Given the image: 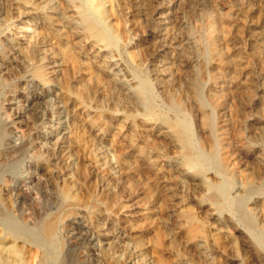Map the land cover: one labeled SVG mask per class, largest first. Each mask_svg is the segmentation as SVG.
Instances as JSON below:
<instances>
[{"label":"rangeland","instance_id":"rangeland-1","mask_svg":"<svg viewBox=\"0 0 264 264\" xmlns=\"http://www.w3.org/2000/svg\"><path fill=\"white\" fill-rule=\"evenodd\" d=\"M28 1L30 4L22 0H0V17L4 9L8 13L0 30V39L8 43L5 47L0 45V56L4 55L9 61L14 51H25L32 40L37 41L34 46L38 47L37 54L25 57L27 63L19 76L10 78L9 85L0 90V106L10 112V118L6 123L1 121V125L12 127L19 122L16 117L19 114L24 124L16 125L24 129L26 123L31 127L24 131L26 135L22 141L12 135L0 139V167L7 168L2 179L13 177L16 192L28 191L26 200L21 201L23 209L17 210L10 203V195H6L9 192L2 193L0 181V204L7 209V217L19 222L16 225L39 232V214L44 217L54 211V206L39 201V191L44 190L43 181L56 172L57 182L61 184L66 179L64 172H70L66 176L72 181L70 185H74L71 192L81 193L79 196L84 203V207L78 208L82 210L74 211L75 217L71 220L75 226L80 225L81 235L75 231L76 235H59L57 239L64 238L66 246L73 244L74 255L90 256L91 260L83 258L87 264H90L88 261L94 262L91 264H109V261L110 264H264V0H71L73 4L76 2L75 13L66 15L61 14L63 6L57 7L62 5L61 0ZM38 4L41 8L48 6L39 12ZM28 7L36 8V12L19 16L18 9L27 11ZM44 15L49 16L48 21ZM84 15L100 31L107 33L104 34L111 39L107 45L96 44L90 37L87 39L83 33ZM54 30L59 33L55 34ZM209 35L219 42L221 56L209 52L207 46L212 39ZM67 44L70 54L69 50L63 51ZM68 55L71 56L67 58ZM230 59L237 65L239 74L232 83L224 73ZM39 66L45 69L47 81L44 84L30 78L34 68L39 71ZM1 67L3 74L6 68ZM213 74H216L214 80L211 79ZM196 82L197 100L203 103L205 110H211L205 101L208 94H217L224 100L219 110L226 124L224 129H219L220 113L210 111L214 136L221 134L219 143L213 139L214 147L207 146L209 143L197 126L194 111L175 102L179 93L183 94L189 84ZM81 83L83 86L87 83L84 87L89 89L86 100L71 98L65 102L59 98L60 87L64 92L69 89L68 94L74 87L76 90L80 86L84 88ZM173 85L176 92L171 93ZM164 88L169 93L164 92ZM168 94L176 97L175 101ZM163 121L176 123L187 134L191 165L201 170L210 182L217 196L215 204H209L203 197L209 193L207 189L204 191L196 181L191 182V170H184L174 149L164 145ZM56 137L59 142L65 140L66 145L64 143L65 146L56 151L57 155L51 154V157L50 152L49 155L46 152L52 151ZM131 138L134 147L128 143ZM71 139L74 145L70 144ZM146 140L155 142L158 149L147 148ZM141 150L148 153L146 158ZM4 159L8 162L3 163ZM187 172L188 178H185L183 175ZM39 177L43 184L39 183ZM246 178L255 181L252 189L246 188ZM91 195L99 199L96 204L87 203ZM183 211L195 214L197 224L213 236L197 240V243L186 242L180 215ZM1 218L0 232L4 220ZM156 235L161 237L159 244L155 243ZM8 239L11 241L12 237H5L6 244H9ZM15 242L22 246L24 259L31 249L36 248L39 255V247L23 238ZM251 246L260 251L261 257L253 254ZM83 247L89 251L85 253ZM38 257L31 264H38Z\"/></svg>","mask_w":264,"mask_h":264},{"label":"bare ground","instance_id":"bare-ground-1","mask_svg":"<svg viewBox=\"0 0 264 264\" xmlns=\"http://www.w3.org/2000/svg\"><path fill=\"white\" fill-rule=\"evenodd\" d=\"M8 1V0H7ZM24 3H27V4H30V2L28 1V0H22ZM39 1H41V0H39ZM43 1V0H42ZM58 1V0H57ZM61 1H63V3H61L62 5H57V7L58 6H63V8L62 7H60V8H62V10L64 11H61L62 13L61 14H67V13H69L70 14V12L71 13H75V4H76V2L73 4V0L71 1V0H61ZM4 4V6H5V4L7 3V2H4V1H2ZM92 2V1H91ZM34 3V2H33ZM43 3V2H42ZM50 3V2H49ZM55 3V2H54ZM21 4V3H20ZM40 4V3H39ZM37 5V6H39V12L40 11H42L43 10V8L44 7H46V6H48V5H46V6H44L43 8H41L40 7V5ZM7 5V4H6ZM50 5V4H49ZM29 6H31V5H29ZM53 6V5H52ZM52 6H49V7H51L52 8ZM96 6V5H95ZM36 7V6H35ZM48 7V9H50ZM55 7H56V5H55ZM77 7H79V6H77ZM81 7V6H80ZM18 8H20V7H18ZM27 8V7H26ZM29 8V7H28ZM37 8V7H36ZM36 8H29L30 10H28L27 9V11L26 10H24V11H26V12H24V11H21L20 9H18L19 11H20V14H19V16H25V15H30V14H32L33 13V11H35V9ZM41 8V9H40ZM59 8V9H60ZM59 9H57V10H59ZM94 9H95V7H94ZM84 10V9H83ZM1 11H2V9H1ZM1 11H0V13H1ZM7 12V11H6ZM5 12V9L3 10V14L4 15H2L1 17H0V30H1V28H2V26L6 23V20H7V14L8 13H6ZM36 12V11H35ZM50 12V11H49ZM81 12V11H80ZM46 13V12H45ZM83 13V12H82ZM83 15V14H82ZM59 16H61V15H59ZM81 16V15H80ZM79 16V17H80ZM51 17V16H50ZM78 17V16H77ZM76 17V18H77ZM84 18H83V21H84V24H85V32H83V33H85L86 34V36H87V39H89V37L92 39V41L94 40V42L96 43V44H99V43H102V44H105V45H107V43H108V40L110 41L111 39H110V37H107L104 33H106V32H102V31H104V30H102V31H100L95 25V23L93 22H91V21H89L86 17H85V15L83 16ZM44 18L45 19H47V21L49 20V16L47 17V15H44ZM60 18V17H59ZM62 18L63 17H61V20H62ZM168 18V17H167ZM42 19V18H41ZM236 19V18H235ZM8 20H9V18H8ZM75 20H79V19H75ZM58 21V20H57ZM71 21H72V18H71ZM82 21V20H81ZM223 22V21H222ZM232 22V21H231ZM60 23V22H59ZM82 23V22H81ZM224 23V22H223ZM229 23V22H228ZM227 23V24H228ZM51 24V23H50ZM69 24V23H68ZM49 25V24H48ZM70 25V24H69ZM73 25V24H72ZM71 25V26H72ZM225 25V24H224ZM50 26V25H49ZM70 26V27H71ZM63 27V26H62ZM222 28H223V26H221ZM225 27V29H226V25L224 26ZM73 28V26L71 27V29ZM45 29V28H44ZM57 29V28H56ZM66 29V28H65ZM23 30V29H22ZM49 30V29H48ZM3 31V30H2ZM66 31V30H65ZM68 31V30H67ZM66 31V32H67ZM1 32V31H0ZM72 32V31H71ZM225 32V31H224ZM2 33V32H1ZM34 33V32H33ZM54 33L56 34V33H59V32H56V30H54ZM75 33V32H74ZM226 33V32H225ZM4 34V33H3ZM107 34V33H106ZM64 35V34H63ZM84 35V34H83ZM35 36V35H34ZM38 36V35H37ZM52 36V35H51ZM70 36V35H69ZM71 36H72V34H71ZM85 36V35H84ZM170 36V35H169ZM209 36H211V35H209ZM2 37V36H1ZM215 37V36H214ZM214 37H212L211 36V43L209 44V46H207V47H209L208 48V50H209V52L212 54H215V55H218V56H221L220 54H222L221 53V48H220V44H218L219 42H217V41H215L216 39V37L214 38ZM30 38V37H29ZM33 38V37H32ZM35 38V37H34ZM72 38H73V36H72ZM214 38V39H213ZM222 38V37H221ZM13 39V38H12ZM26 39V38H25ZM36 39V38H35ZM69 39V38H68ZM30 40V39H29ZM176 40V39H175ZM219 40V39H218ZM16 41V40H15ZM33 42L32 43H30V45H28V47H26L25 48V51H21V52H17V50L16 51H14L13 53H12V57L11 58H9V61H6L5 60V56L4 55H2V56H0V68H2L1 66H4L5 68H6V71H5V73H3V71H2V73L3 74H1V71H0V90L2 89V88H6L7 87V85H9V83H10V81H9V79L10 78H15L16 76H19V73L20 72H22V70L24 69V67H25V64L27 63V61H25V57H26V59H27V57H31L33 54H35L36 53V49L38 48H36L34 45V43H35V41L34 40H32ZM27 42H29V41H27ZM26 42V43H27ZM31 42V41H30ZM227 42V41H226ZM7 40L6 39H0V45L1 46H4L5 47V45H7ZM36 43H37V41H36ZM40 43V42H39ZM39 43H38V45H39ZM73 43V42H72ZM74 43H76V42H74ZM190 43V42H189ZM200 43V42H199ZM56 44V43H55ZM94 44V43H93ZM41 45V44H40ZM21 46V45H20ZM75 46V45H74ZM43 47V46H42ZM45 47V46H44ZM58 47V46H57ZM120 47V46H119ZM162 47V46H161ZM223 47V46H222ZM22 48V47H21ZM21 48H19L18 47V50L20 49V50H22ZM53 48V47H52ZM78 48V47H77ZM226 48V47H225ZM5 49V48H4ZM15 49H17V48H15ZM40 49V48H39ZM42 49V48H41ZM74 49V48H73ZM72 49V50H73ZM6 50V49H5ZM4 50V51H5ZM69 50V51H68ZM70 45L69 44H67L66 46H65V50H63V51H68V53L70 54ZM146 50V49H145ZM10 51V50H9ZM44 51V50H43ZM90 51V50H89ZM143 51V50H142ZM223 51V50H222ZM10 52H12V50L10 51ZM38 52H40L39 50H38ZM41 52H42V50H41ZM60 52V51H59ZM58 52V53H59ZM95 52V51H94ZM140 52H141V50H140ZM225 52H226V50H225ZM228 52V51H227ZM226 52V53H227ZM231 52V51H230ZM55 53V52H54ZM92 53V52H91ZM7 54H8V51H7ZM37 54V53H36ZM62 54V53H61ZM192 54V53H191ZM40 55H42V53L40 54ZM43 55H44V53H43ZM91 55V54H90ZM236 55V54H235ZM71 56V55H70ZM69 55L67 56V58L68 57H70ZM73 56V55H72ZM229 56V55H228ZM44 57V56H43ZM263 57V56H262ZM62 58V57H61ZM72 58V57H71ZM233 58H235L234 56H233ZM40 59L43 61V58H42V56L40 57ZM70 59V58H69ZM32 60V59H31ZM30 60V61H31ZM215 60V59H214ZM93 61V60H92ZM231 61V62H230ZM26 62V63H25ZM32 62H33V60H32ZM90 62V61H89ZM104 62V61H103ZM56 63V62H55ZM91 63V62H90ZM97 63V62H96ZM51 64V63H50ZM53 64V63H52ZM100 64V63H99ZM194 64V63H193ZM95 65V64H94ZM106 65V64H105ZM149 65V64H148ZM37 66V65H36ZM46 66V65H45ZM48 66V65H47ZM69 66V65H68ZM74 66V65H73ZM102 66V65H101ZM29 67V66H28ZM52 67H53V65H52ZM51 67V68H52ZM77 67V66H76ZM75 66L73 67V68H76ZM173 67V66H172ZM44 67H40L39 66V71L38 70H35V68H34V70H33V72L31 73V76L30 75H27V76H30V78L32 79V80H39V82L40 83H46V81H47V79L45 80L44 79V70L45 69H43ZM78 68V67H77ZM33 69V68H32ZM68 69H70V68H68ZM110 69V68H109ZM190 69V68H189ZM224 69V68H223ZM225 69L226 70H224L225 72V75H227V77L229 78V81H230V83H232L233 81L234 82H236V80L238 79V76H239V74L237 73V65L233 62V60H229V62H227V64H226V66H225ZM2 70V69H1ZM5 70V69H4ZM54 70V69H53ZM61 70H62V68H61ZM96 70V69H95ZM103 70V69H102ZM111 70V69H110ZM52 71V70H51ZM55 71V70H54ZM53 71V72H54ZM59 71V70H58ZM74 71V70H73ZM209 71V70H208ZM27 72V71H26ZM26 72H24L23 74H26ZM31 72V71H30ZM62 72V71H61ZM60 72V73H61ZM154 72V71H153ZM48 73V72H47ZM101 73V72H100ZM95 74V73H94ZM112 74V76H114L113 74L114 73H111ZM165 74V73H164ZM212 74V73H211ZM58 75V74H57ZM61 75V74H60ZM63 75V74H62ZM61 75V76H62ZM94 76V75H93ZM117 75L115 74V78H118V77H116ZM218 76V75H217ZM63 77V76H62ZM107 77V76H106ZM109 77V76H108ZM215 77H216V74L214 75H211V79H215ZM55 78V77H54ZM96 78V77H95ZM161 78V77H160ZM168 78V77H167ZM172 78V77H171ZM87 79V78H86ZM98 79V78H97ZM96 79V80H97ZM106 78H103V80H105ZM108 79V78H107ZM110 79V78H109ZM162 79H163V77H162ZM165 79V78H164ZM169 79V78H168ZM80 80V79H79ZM111 80V79H110ZM116 80H118V79H116ZM30 82H31V80H29ZM63 81V80H62ZM83 81H85L84 79H83ZM100 81H101V79H100ZM105 81H107V80H105ZM104 81V82H105ZM109 81V80H108ZM113 81H115V80H113ZM29 82V83H30ZM88 82H90V81H88ZM94 82H95V80H94ZM112 82V81H111ZM110 82V83H111ZM116 82V81H115ZM167 82V81H166ZM165 82V83H166ZM171 82H173V81H171ZM171 82H169V83H171ZM179 82V81H178ZM240 82V81H239ZM27 83V82H26ZM101 83V82H100ZM107 83V82H106ZM114 83V82H113ZM119 83V82H118ZM164 83V82H163ZM28 84V83H27ZM33 84V83H32ZM64 84V83H63ZM82 84V83H81ZM109 84V83H108ZM35 85V84H34ZM86 85H87V83H86ZM85 84H84V86H86ZM113 85V84H112ZM25 86V85H24ZM32 86V85H31ZM61 86V85H60ZM64 86H66V85H64ZM82 86H83V84H82ZM83 86V87H84ZM89 86V85H88ZM124 86V85H123ZM175 85H173V87L171 86V90H170V92L171 93H174V92H176V90H175V87H174ZM232 86V85H231ZM231 86H230V88H231ZM18 87V86H17ZM63 87V86H62ZM114 87H116V86H114ZM119 87V86H118ZM157 87H158V85H157ZM228 87V86H227ZM226 87V88H227ZM9 88V87H8ZM14 88V87H13ZM16 88V87H15ZM66 88V87H65ZM80 88H81V86H80ZM78 89V90H76L77 88H75L74 87V89H71V87H70V91H69V93L67 94L66 92H68V90L69 89H67V91L66 92H64V91H62V89H61V87H60V93H59V98L63 101H68V100H70L71 98H73V99H75V100H77V101H84V100H86L87 98H88V95H89V89L88 88H81V89ZM125 88V87H124ZM150 88V87H149ZM177 88V87H176ZM184 88V87H183ZM187 89H186V91L182 94H178L177 95V98L176 97H173V95H170V94H168V95H170V96H172V98L174 99V98H176L177 100L175 101V99H174V101L175 102H177L176 103V105H184V106H187L188 108H190V109H192L193 111H194V113H195V116H196V121L198 122V125L197 126H199V128H200V131L204 134V137H205V139L208 141V142H206V143H209L207 146L209 147V146H213L214 145V141H213V139H215L216 140V142H218L219 141V138H218V136L219 135H221V134H219L218 136H214V132H215V129H213V127H212V124H211V114H210V111L212 112V113H216L217 111V114L218 113H220L219 112V110L221 109V107H222V102L224 101H222L221 100V98H219V96H217V94H212V93H210V94H208L207 95V99L205 100L206 101V104L208 105V106H210V108H211V110H209V111H207V110H205V107H204V105H203V103L202 102H200V101H198L197 100V92H198V84H197V82L196 83H191V84H189L187 87H186ZM10 89V88H9ZM91 89V88H90ZM170 89V88H169ZM7 90V89H6ZM92 90V89H91ZM132 90V89H131ZM165 88H164V92H165ZM213 90V89H212ZM2 91V90H1ZM13 91L14 92H16V89H13ZM169 90H166V92H168ZM181 91V90H180ZM228 91V90H227ZM237 91V90H236ZM8 92V91H7ZM56 92V91H55ZM178 92V91H177ZM231 92H232V90H231ZM91 93V92H90ZM102 93V92H101ZM120 93H123V92H120ZM125 93V92H124ZM169 93V92H168ZM223 93V92H222ZM1 94V93H0ZM6 94V93H5ZM8 94V93H7ZM126 94V93H125ZM141 94V95H140ZM140 94H137V95H140V96H142L143 94L142 93H140ZM126 95H128V94H126ZM124 96V97H127V96ZM132 95V94H131ZM136 95V94H135ZM133 96V95H132ZM147 96V95H146ZM166 96V95H165ZM169 97V96H168ZM54 98V97H53ZM132 98V97H131ZM171 98V97H170ZM93 99V98H92ZM95 99V98H94ZM100 99V98H99ZM104 99V98H103ZM60 100V101H61ZM128 100V99H127ZM221 100V101H220ZM3 101V100H2ZM88 101V100H87ZM86 101V102H87ZM173 101V102H174ZM127 102V101H126ZM2 103V102H1ZM0 103V104H1ZM64 103V102H63ZM134 103V102H133ZM138 103V102H137ZM25 104V103H24ZM131 104V103H130ZM175 104V103H174ZM75 105V104H74ZM123 106V105H122ZM179 106V107H180ZM224 106V105H223ZM229 106V105H228ZM63 107V106H62ZM134 107V106H133ZM177 107V106H176ZM11 109V108H10ZM29 109V108H28ZM75 109V108H74ZM177 109H179L178 107H177ZM127 110H128V108H127ZM217 110V111H216ZM62 111H64V110H62ZM177 111H179V110H177ZM19 112V111H18ZM128 112V111H127ZM10 113V112H9ZM9 113H7V111L2 107V105L0 106V139H2V138H4L5 136H13V137H15V138H17V141L18 140H20V141H22V139L24 138V135H26V133H24V131L26 130V129H28V127L30 126L29 124L28 125H26V123H25V126H23L24 127V129L22 128V125L21 126H18V125H16V124H22L23 122H22V120H20L21 119V116L18 114V116H16V114L15 115H13V116H16L17 117V119H19V122H17V123H13V126L11 127H4V126H2L1 125V121H6L7 119H9L10 118V114ZM151 113V112H150ZM225 113V112H224ZM64 114V113H63ZM102 115V114H101ZM57 118V117H56ZM131 118V117H130ZM220 118L222 119L223 118V114L222 113H220ZM70 119V118H69ZM16 120V119H15ZM61 120V119H60ZM77 120V119H76ZM92 120V119H91ZM109 120V119H108ZM219 120V119H218ZM231 120V119H230ZM87 121V120H86ZM103 121V120H102ZM25 122V121H24ZM196 122V123H197ZM3 123V122H2ZM6 123V122H5ZM11 123V124H12ZM31 123V122H30ZM79 123V122H78ZM90 123V122H89ZM163 123V124H162ZM161 124H162V126H161V128L164 130H162L163 132H162V134H161V136H162V140L163 141H165V143H164V145L166 144V146H168V147H172L173 149H174V151H175V153L176 154H178L179 155V157L181 158V163H182V165H183V167H184V170L186 169V170H191V174H190V179H191V182L192 181H196L197 182V186H202L201 188L203 189L204 188V191H205V189H207L208 191H209V193L208 194H206V195H204L203 197L204 198H206V199H208V201H209V204H215L216 203V201H217V196H216V194L212 191V186H211V184H210V182L205 178V176H204V174L201 172V170H199L198 168H194L193 167V164L191 165V161H190V159H189V156H190V141H189V138H188V136H187V134L184 132V130L182 129V128H180L181 126H179V125H175L176 123H171V122H169V121H163ZM218 123V122H217ZM222 123V124H221ZM24 124V123H23ZM153 124H154V122H153ZM152 124V125H153ZM220 124L221 125H219V129H224L225 128V126H226V124H225V121L222 119L221 120V122H220ZM156 125V124H155ZM80 127V126H79ZM29 128H31V127H29ZM77 128V127H76ZM160 128V129H161ZM72 129V128H71ZM186 130V129H185ZM72 131V130H71ZM131 131V130H130ZM137 131V130H136ZM29 132V131H28ZM67 132V131H66ZM75 132H76V130H75ZM74 132V133H75ZM119 132V131H118ZM123 133V132H122ZM130 133V132H129ZM60 134V133H59ZM68 134H70V133H68ZM216 134V133H215ZM66 135H67V133H66ZM73 135V134H72ZM79 135V134H78ZM155 135V134H154ZM225 135V134H224ZM61 136V135H60ZM71 136V135H70ZM74 136V135H73ZM132 136V135H131ZM134 136V135H133ZM158 136V135H157ZM198 136V135H197ZM40 137V136H39ZM93 137H95V136H93ZM146 137V136H145ZM151 137V136H150ZM200 137H202V136H200ZM14 138V139H15ZM27 138V137H26ZM63 138V137H62ZM61 138V139H62ZM64 138H66L65 140H67V136L66 137H64ZM71 138V137H70ZM69 138V139H70ZM40 139V138H39ZM106 139V138H105ZM204 139V140H205ZM41 140V139H40ZM62 141V142H59V140H58V137H56V140L54 141L53 140V142H52V146H53V148H52V151H47L46 153L49 155V152H50V156H51V154H53V156L54 155H57V154H55L56 153V151H58V149L60 150V148H62L63 147V145H64V143L66 142V141ZM151 140H152V138H151ZM199 140V139H198ZM221 140V139H220ZM4 141V140H3ZM42 141H44V140H42ZM69 141V140H68ZM71 141H72V139L69 141L70 142V144L71 145H74L75 144V142H74V144H72L71 143ZM74 141V140H73ZM72 141V142H73ZM92 141V140H91ZM98 141V140H97ZM96 141V142H97ZM128 141V140H127ZM147 141V143H146V145H145V143H144V145L147 147V148H153V149H158V147L159 146H157V144L155 143V142H148V140H146ZM158 141V140H157ZM50 142V141H49ZM95 142V141H94ZM95 142V143H96ZM111 142V141H110ZM203 142V141H202ZM28 143V142H27ZM31 143V142H30ZM41 143V142H40ZM39 143V144H40ZM54 143V144H53ZM92 143V142H91ZM128 143L130 144V146H132V147H134V145L135 144H133V140H132V138L128 141ZM203 143V144H204ZM219 143V142H218ZM5 144V143H4ZM32 144V143H31ZM43 144V143H42ZM85 144V143H84ZM117 144V143H116ZM20 145V144H19ZM46 145V144H45ZM65 145H66V143H65ZM64 145V146H65ZM80 145V144H79ZM219 145V144H218ZM43 146H44V144H43ZM78 146V145H77ZM81 146V145H80ZM79 146V147H80ZM83 146V145H82ZM68 147V146H67ZM67 147H66V149H67ZM72 147V146H71ZM75 147V146H74ZM98 147V146H97ZM145 147V148H146ZM214 147V146H213ZM69 148V147H68ZM77 148V147H76ZM127 148V147H126ZM139 148V147H138ZM145 148H143L142 150L144 151L145 150ZM146 148V149H147ZM166 148V147H165ZM15 149V148H14ZM48 149V148H47ZM64 149V148H63ZM71 149V148H70ZM75 149V148H74ZM107 149V148H106ZM137 149V148H136ZM20 150H21V148H20ZM19 150V151H20ZM32 150V149H31ZM42 150V149H41ZM44 150V149H43ZM122 150V149H121ZM141 150V153L143 154V156L145 157L147 154L145 153V152H143ZM15 151H18L17 149H15ZM33 151V150H32ZM46 151V150H45ZM45 151H44V153H42V154H45ZM64 151V150H63ZM74 151V150H73ZM72 151V152H73ZM80 151V150H79ZM83 151V150H82ZM115 151H116V149H115ZM114 151V152H115ZM71 152V151H70ZM78 152V151H77ZM100 152V151H99ZM6 154H8L7 152H5ZM17 153V152H16ZM21 153V152H20ZM33 153V152H32ZM103 153V152H102ZM113 153V152H112ZM138 153H140L139 151H138ZM1 154V153H0ZM19 154V153H18ZM41 154V153H40ZM77 154V153H76ZM80 154V153H79ZM82 154V153H81ZM118 154V153H117ZM120 154V153H119ZM164 154V153H163ZM17 155V154H16ZM15 155V156H16ZM47 155V156H48ZM67 155V154H66ZM71 155V154H70ZM121 155V154H120ZM192 155V154H191ZM9 156V155H8ZM7 156V157H8ZM19 156V155H18ZM18 156H17V158H18ZM41 156V155H40ZM125 156V155H124ZM142 156V157H143ZM52 157V156H51ZM56 157V156H55ZM54 157V158H55ZM58 157V156H57ZM64 157V156H63ZM77 157V156H76ZM210 157V156H209ZM16 158V159H17ZM21 158V157H20ZM45 158H46V155H45ZM112 158V157H111ZM146 158V157H145ZM3 159V158H2ZM9 159H10V157H9ZM13 159V158H12ZM16 159L14 160V161H16ZM47 159H48V157H47ZM155 159V158H154ZM1 160V159H0ZM20 160V159H19ZM42 160V159H41ZM56 160H58V159H56ZM63 160V159H62ZM120 160H121V158H120ZM146 160V159H145ZM158 160V159H157ZM226 160V159H225ZM4 161H7V159H4L3 160V163H4ZM38 161V160H37ZM53 161V160H52ZM76 161V160H75ZM100 161V160H99ZM104 161V160H103ZM124 161V160H123ZM1 162V161H0ZM8 162V161H7ZM40 162V161H39ZM50 162V161H49ZM62 162V161H61ZM120 162H122V160L120 161ZM131 162V161H130ZM149 162V161H148ZM155 162V161H154ZM18 163V162H17ZM43 163V162H42ZM48 163V162H47ZM104 163V162H103ZM116 163V162H115ZM133 163V162H132ZM146 163H147V161H146ZM152 163H153V161H152ZM175 163H177V162H175ZM6 164V163H5ZM10 164V163H9ZM52 164H53V162H52ZM117 164V163H116ZM134 164V163H133ZM150 164V163H149ZM4 165V164H3ZM6 165H8V164H6ZM10 166V165H9ZM40 166H42V165H40ZM39 166V167H40ZM139 166V165H138ZM44 167V166H43ZM60 167V166H59ZM9 168V167H8ZM20 168V167H19ZM56 168V167H55ZM111 168V167H110ZM28 169V168H27ZM26 169V170H27ZM44 169H46V167L44 168ZM51 169V168H50ZM127 169V168H126ZM174 169V168H173ZM180 169V168H179ZM264 169V168H263ZM5 170H7V168H5V169H2L1 167H0V181H1V183H3V185H2V189H1V191H3L2 193H4V191H7V192H9L8 194H6V193H4V194H6V195H10V197H9V199L11 200L10 201V203L11 204H14L15 205V207H16V209L17 210H21V209H23V207H24V204H22L21 203V201H22V199H25V196L26 195H28V191H26L25 189L24 190H20L21 192H16V190H15V187H16V185H13V177L12 178H8L7 179V177H5V179L6 180H3L2 179V177L4 176V172H5ZM11 170V169H10ZM47 170V169H46ZM52 170V169H51ZM53 170H55V169H53ZM72 170H74V169H72ZM71 170V171H72ZM129 170V169H128ZM183 170V169H182ZM262 170V169H261ZM58 171V170H57ZM60 171V170H59ZM84 171V170H83ZM121 171V170H120ZM125 171V170H124ZM53 172H55V171H53ZM73 172V171H72ZM75 172V171H74ZM73 172V173H74ZM104 172V171H103ZM106 172V171H105ZM137 172H138V170H137ZM51 173H52V171H51ZM65 173V176L64 177H66V179H67V176H66V174L67 173H70V172H64ZM78 173V172H77ZM125 173V172H124ZM177 173V172H176ZM31 174V173H30ZM72 174V173H71ZM75 174V173H74ZM79 174V173H78ZM119 174V173H118ZM127 174V173H126ZM125 174V175H126ZM6 175V174H5ZM49 175V174H48ZM61 175V174H60ZM80 175V174H79ZM180 175V174H179ZM9 176V175H8ZM50 176V175H49ZM72 175H70V177H71ZM109 176V175H108ZM120 176V175H119ZM136 176V175H135ZM185 178H188V172L187 173H185L184 175H183ZM69 177V176H68ZM76 177V176H75ZM153 177V176H152ZM168 177V176H167ZM172 177H173V175H172ZM207 177V176H206ZM251 177V176H250ZM81 178V177H80ZM133 178V177H132ZM170 178H171V176H170ZM64 180V181H62V183L60 184H58V182H57V180H58V173H54V174H52L51 176H50V178L48 179V180H45V181H43L44 182V184L42 183V181L40 180V177H39V183H42L43 184V191H39V201L41 202V203H44V204H47L48 206H50V205H52V207H53V209H54V211L52 212V211H49V212H52V213H50V214H48V215H46V216H44V217H42L41 215H42V213H41V215L39 214V221H37V222H39V232L37 231H30L29 229H27V228H25V227H21V225L19 226V224L18 225H16L17 223H19V222H17L16 223V221L15 220H13L12 218H10V217H7V212H6V208L4 207V206H2L1 204H0V216L2 217L1 219H3L4 218V220H2L3 222L1 223L2 224V226H3V229H2V233H3V235H0V264H31V263H33V261H34V259L35 258H37V256H39L38 258H39V262H38V264H87V263H85V260L83 259V258H86V259H90L89 257L87 258L86 257V255H84V256H82V258L80 257V255H74V253H73V247H75V246H73V244H70V245H68V246H66L65 245V239L64 238H61V239H59V237H58V239H57V236H59V235H61L62 237L64 236H66V235H68V236H70V235H73L74 233H75V235H76V232L75 231H77V233H78V236L79 235H81L80 234V230H79V224H76V226L71 222V220H72V217L74 218L75 217V215H74V211L76 210V209H78V208H81V207H84V203H83V201H81L82 200V198L80 197L81 195V193L78 195H76V194H72V192H75V190L74 191H72L71 192V188L72 187H74V185H70V183H72V181L71 182H69L68 181V179L67 180ZM109 179V178H108ZM179 179V178H178ZM75 180V179H74ZM73 180V181H74ZM77 180V179H76ZM115 180V179H114ZM118 180V179H117ZM41 181V182H40ZM169 181V180H168ZM175 181V180H174ZM185 181V180H184ZM52 183V184H51ZM74 183H75V181H74ZM54 184V185H53ZM116 184V183H115ZM245 184H246V188L247 189H252L253 188V186L255 185V181L252 179V178H246V181H245ZM58 185H60V186H58ZM191 185V184H190ZM195 185V186H196ZM15 186V187H14ZM58 189V191H57V189H55V187ZM78 186H80V185H78ZM103 186V185H102ZM106 186V185H105ZM179 186V185H178ZM194 186V187H195ZM88 187V186H87ZM193 187V188H194ZM29 188V187H28ZM60 188V189H59ZM75 188H77V187H75ZM112 188V187H111ZM192 188V187H191ZM30 189V188H29ZM80 189V188H79ZM84 189V188H83ZM86 189V188H85ZM154 189V188H153ZM169 189V188H168ZM42 190V189H41ZM196 190H197V188H196ZM35 191V190H34ZM105 191V190H104ZM108 191V190H107ZM201 191V190H200ZM54 192H57V194H55ZM88 192V191H87ZM216 192V191H215ZM36 193V192H35ZM206 193V192H205ZM34 194V193H33ZM1 195V194H0ZM85 195V194H84ZM95 195V194H94ZM97 195V194H96ZM36 196V195H35ZM34 197V196H33ZM37 197V196H36ZM87 197V196H86ZM169 197V196H168ZM35 198V197H34ZM185 198V197H184ZM199 198H200V196H199ZM85 199V198H84ZM26 200V199H25ZM25 200H24V203H25ZM36 200V199H35ZM87 203H89V202H91L92 204H96L95 202H97L99 199L97 198V197H95V196H90V197H88L87 199ZM156 200V199H155ZM5 201V200H4ZM8 202V201H7ZM23 202V201H22ZM28 202V201H27ZM159 202V201H158ZM36 203V202H35ZM159 203H161V202H159ZM26 204V203H25ZM163 204V203H162ZM10 205V204H9ZM40 205V204H39ZM86 205V204H85ZM168 205V204H167ZM13 206V205H12ZM27 206V204L25 205V207ZM41 207H42V205H40ZM186 206V205H185ZM162 207V206H161ZM201 207V206H200ZM9 208V207H8ZM31 208V207H30ZM44 208V207H43ZM164 208V207H163ZM162 208V209H163ZM181 208V207H180ZM186 208V207H185ZM188 208V207H187ZM27 209V208H26ZM46 209V208H45ZM86 209V208H85ZM165 209V208H164ZM167 209V208H166ZM28 210H29V208H28ZM42 209H40V211H41ZM78 210H82V209H78ZM181 210V209H180ZM187 210V209H186ZM197 210V209H196ZM30 211V210H29ZM28 211V212H29ZM43 211V210H42ZM41 211V212H42ZM85 211H87V210H85ZM184 212V211H183ZM181 213L180 215H182L181 217H182V220H183V222H181V223H183V227H184V232H185V237H186V239L188 240V241H186V242H190V243H197L196 241L197 240H208V238H209V235H210V233L208 234L207 233V231L205 230V229H203L202 227H200L199 226V224H197V220H196V218L194 217V215H193V213H191V212H184V213ZM207 212H209V211H207ZM211 212V211H210ZM15 213V212H14ZM76 213V212H75ZM79 213V212H78ZM174 213H175V211H174ZM207 214H209L210 215V213H207ZM206 214V215H207ZM35 215V214H34ZM85 215V214H84ZM84 215H82V216H84ZM90 215V214H89ZM167 215V214H166ZM28 216V215H27ZM37 216V215H36ZM80 216V215H79ZM79 216H77V217H79ZM87 216V215H86ZM92 216V215H91ZM179 216V215H178ZM211 216H212V214H211ZM17 217V216H16ZM34 217V216H33ZM166 217V216H165ZM31 218H32V216H31ZM86 218V217H85ZM87 219V218H86ZM32 220V219H31ZM74 220V219H73ZM31 222V221H30ZM36 222V223H37ZM73 222H75V221H73ZM29 223V222H28ZM35 223V224H36ZM79 223H81V222H79ZM101 224V223H100ZM103 224V223H102ZM34 225V224H33ZM74 225V226H73ZM159 225V224H158ZM37 227V226H36ZM82 227H84V226H82ZM155 227V226H154ZM98 228V227H97ZM36 229V228H35ZM85 230V229H84ZM156 230V229H155ZM208 230V229H207ZM219 230V229H218ZM221 230V229H220ZM83 231V230H82ZM231 231V230H230ZM1 232H0V234H1ZM87 232V231H86ZM85 232V233H86ZM184 232H183V234H184ZM214 232V231H213ZM161 234V233H160ZM179 234V233H178ZM10 236V237H12V239H11V241H9V239H8V243L9 244H6V241H5V237L6 236ZM74 235V236H75ZM84 235V234H83ZM122 235V234H121ZM211 236V235H210ZM213 236V235H212ZM211 236V237H212ZM73 237V236H72ZM82 237V236H81ZM89 237V236H88ZM155 237V236H154ZM21 238H23L25 241H28V242H30L31 244H33L34 246H36V247H39V255H38V251H37V249L35 248V249H31L30 251H28L26 254H28L27 255V257H25V259L23 258V257H21V254H22V246L20 245V244H17L16 242H15V240L16 239H21ZM75 240H76V237H73ZM73 238H71V239H73ZM161 237H160V235H156V237L154 238L155 239V243H160V239ZM86 239V238H85ZM180 240V239H179ZM18 241V240H17ZM71 241V240H70ZM232 243H233V241H234V239H231L230 240ZM74 242V241H73ZM81 242V241H80ZM103 242H105V241H103ZM107 242V241H106ZM114 242V241H113ZM67 243V242H66ZM101 243V242H100ZM185 243V242H184ZM230 243V242H229ZM238 243V242H237ZM236 243V244H237ZM22 244H23V242H22ZM112 244V243H111ZM110 244V245H111ZM152 244H153V242H152ZM162 244V243H161ZM86 245V244H85ZM102 245H104V244H102ZM114 245V244H113ZM154 245V244H153ZM192 245V244H191ZM249 245V244H248ZM78 246V245H77ZM81 246V245H80ZM100 246H101V244H100ZM108 246V245H107ZM106 246V247H107ZM237 246V245H236ZM250 246V245H249ZM86 247V246H85ZM103 249H104V247L103 246H101ZM110 247V246H109ZM118 247V246H117ZM239 247H241V246H239ZM246 247H247V245H246ZM34 248V247H33ZM80 248V247H79ZM79 248H78V250H79ZM81 248H82V246H81ZM84 248V247H83ZM108 248V247H107ZM107 248H105V249H107ZM214 248V247H213ZM218 248V247H217ZM232 248V247H231ZM85 249V248H84ZM86 249H88L87 247H86ZM85 249V250H86ZM193 249V248H192ZM235 249V248H234ZM248 249V248H247ZM249 249H252V252H253V254L256 256V257H261V253H260V251L256 248V247H254V246H251V248L249 247ZM101 250V249H100ZM108 250H110V248L108 249ZM81 251V250H80ZM89 251V250H88ZM87 250H86V252L85 253H87L88 252ZM93 251V250H92ZM106 251V250H105ZM104 251V252H105ZM118 251V250H117ZM82 252V251H81ZM84 252V251H83ZM82 252V253H83ZM103 252V251H102ZM103 252V253H104ZM204 252V251H203ZM206 252V251H205ZM246 252V251H245ZM251 252V253H252ZM75 253H76V251H75ZM89 253H91V251L89 252ZM88 253V254H89ZM93 253V252H92ZM91 253V254H92ZM98 253H100V251L98 252ZM102 253V254H103ZM113 253V252H112ZM125 253V252H124ZM198 253V252H197ZM24 254H25V252H24ZM25 254V255H26ZM81 254V253H80ZM101 254V253H100ZM128 254V253H127ZM106 255V254H105ZM110 255V254H109ZM129 255V254H128ZM127 255V256H128ZM94 256V255H93ZM103 256H104V254H103ZM101 257V259H102V256H100ZM91 258H92V256H91ZM105 258V257H104ZM110 258V257H109ZM108 257H107V259H109ZM114 258V257H113ZM116 258V257H115ZM96 259V258H95ZM94 259V257H93V260H95ZM97 259H98V256H97ZM96 259V260H97ZM100 259V258H99ZM91 260V259H90ZM105 260H106V258H105ZM113 260V259H112ZM111 260V261H112ZM136 260V259H135ZM100 261V260H99ZM90 262V264L91 263H94L93 261L91 262V261H88V263ZM105 262V261H104ZM122 262V261H121ZM96 263V262H95ZM100 263V262H99ZM102 263V262H101ZM111 262L109 261V264H110ZM113 263V262H112ZM117 263V262H116ZM123 263V262H122ZM122 263H120V264H122ZM98 264V263H97ZM103 264V263H102ZM107 264V263H106ZM118 264V263H117Z\"/></svg>","mask_w":264,"mask_h":264}]
</instances>
